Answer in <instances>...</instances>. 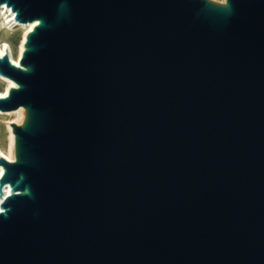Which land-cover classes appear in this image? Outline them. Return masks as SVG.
Listing matches in <instances>:
<instances>
[{"label":"water","instance_id":"water-1","mask_svg":"<svg viewBox=\"0 0 264 264\" xmlns=\"http://www.w3.org/2000/svg\"><path fill=\"white\" fill-rule=\"evenodd\" d=\"M2 5L0 264H264V0Z\"/></svg>","mask_w":264,"mask_h":264},{"label":"bare ground","instance_id":"bare-ground-1","mask_svg":"<svg viewBox=\"0 0 264 264\" xmlns=\"http://www.w3.org/2000/svg\"><path fill=\"white\" fill-rule=\"evenodd\" d=\"M38 23H39L38 21L29 22V23L19 22L15 18V13L12 12L10 8H8L6 5L0 6V57H2L5 54H8L11 62L14 65L20 66V61L25 51V43L27 40V35L34 29V27ZM18 29H23V33L21 34L20 41L18 42V44L15 45L14 40L10 38V35L12 34L14 35V33L16 34V31ZM12 87H17V84L9 77L0 75V97L7 96ZM12 114L17 116V118L22 119L21 122H17L19 125H21V123H23L22 122L23 119L26 117V109L23 106H21L17 110H13V111L0 110V128L2 126L1 122L7 121L5 127L8 133V141L6 148L4 147L6 144L3 145L0 135V158H4L9 162H14L16 160V156H15L16 135L12 127V123L16 122V119L7 117ZM4 172H5L4 167L0 166V178L2 177ZM11 191L12 188L10 186H6L4 188L3 196L0 195V209H1V202L3 201L4 197L10 194Z\"/></svg>","mask_w":264,"mask_h":264},{"label":"rangeland","instance_id":"rangeland-1","mask_svg":"<svg viewBox=\"0 0 264 264\" xmlns=\"http://www.w3.org/2000/svg\"><path fill=\"white\" fill-rule=\"evenodd\" d=\"M215 3H219V4H225L226 3V0H211ZM17 28V27H16ZM23 33V29H18L16 31V34L14 33V35H10V38L12 40H14V44H18V42L20 41V37H21V34ZM8 118H15L16 119V122L14 123H17V122H21L22 119H19L17 118V116H15L14 114L10 115V116H7ZM26 117L23 119V123H21V125L24 124V121H25ZM7 121H2L1 124V128H0V135H1V141L3 142V145L6 144L4 147L6 148L7 147V141H8V133H7V130H6V127H5V124H6ZM18 124V123H17ZM3 129V130H2ZM4 140H3V139ZM6 141V142H5Z\"/></svg>","mask_w":264,"mask_h":264}]
</instances>
